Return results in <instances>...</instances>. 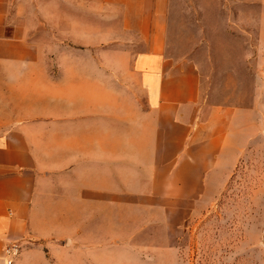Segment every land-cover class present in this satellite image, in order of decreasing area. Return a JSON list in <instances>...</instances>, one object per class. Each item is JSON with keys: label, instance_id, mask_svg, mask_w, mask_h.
Masks as SVG:
<instances>
[{"label": "crops", "instance_id": "0c3cea01", "mask_svg": "<svg viewBox=\"0 0 264 264\" xmlns=\"http://www.w3.org/2000/svg\"><path fill=\"white\" fill-rule=\"evenodd\" d=\"M241 2L247 106L169 52L171 0H0V264L152 263L127 221L188 219L264 133V0Z\"/></svg>", "mask_w": 264, "mask_h": 264}, {"label": "rangeland", "instance_id": "374dc122", "mask_svg": "<svg viewBox=\"0 0 264 264\" xmlns=\"http://www.w3.org/2000/svg\"><path fill=\"white\" fill-rule=\"evenodd\" d=\"M241 1L171 0L169 52L199 65L214 90L224 88L221 98L247 106L250 92L244 70L234 77L246 84L242 91H230L229 75L231 65H237L230 56L249 52L241 38L254 42L256 32L249 16L241 15ZM259 134L252 140L239 137L238 157L227 158L221 173L207 174L212 187L191 206L188 219L181 215L172 229L165 220L127 221V228L146 233L138 242L156 245L151 264H264V133ZM134 214L150 217L146 212ZM171 241L170 253L158 250Z\"/></svg>", "mask_w": 264, "mask_h": 264}, {"label": "built area", "instance_id": "2783aa9c", "mask_svg": "<svg viewBox=\"0 0 264 264\" xmlns=\"http://www.w3.org/2000/svg\"><path fill=\"white\" fill-rule=\"evenodd\" d=\"M19 247L15 244H11L4 249V254L7 257L6 264H12L13 258L19 254Z\"/></svg>", "mask_w": 264, "mask_h": 264}]
</instances>
